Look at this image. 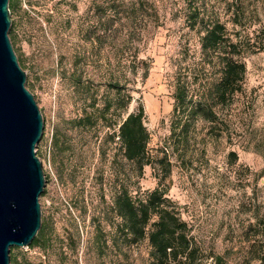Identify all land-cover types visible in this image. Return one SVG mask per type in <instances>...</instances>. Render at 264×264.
I'll list each match as a JSON object with an SVG mask.
<instances>
[{
    "label": "rangeland",
    "instance_id": "1",
    "mask_svg": "<svg viewBox=\"0 0 264 264\" xmlns=\"http://www.w3.org/2000/svg\"><path fill=\"white\" fill-rule=\"evenodd\" d=\"M209 14L231 21L230 4L207 0ZM253 41L264 42V0H242ZM10 38L26 72L27 87L45 121L37 147L46 176L40 198L47 223L44 249L18 248L19 264H153L149 241L116 246L110 185L97 180L105 133H72L68 123L93 112L107 98L108 84L126 74L134 96L127 114L143 105L157 160L134 187L136 193L166 190L181 207L198 264H261L264 255V51L246 58L244 92L220 106L216 123L200 121L188 143L172 141L179 53L200 55L201 36L186 22L189 0H14ZM151 61L142 79V62ZM134 68L138 73H134ZM82 78L99 98L77 93L73 76ZM124 75L122 76V78ZM212 127L214 130L211 131ZM219 134V135H218ZM73 136L74 150L60 154L56 136ZM167 157L168 168L160 160ZM82 166V167H80ZM105 184L106 199L102 185ZM108 184V185H106ZM140 188V189H139Z\"/></svg>",
    "mask_w": 264,
    "mask_h": 264
},
{
    "label": "trees",
    "instance_id": "2",
    "mask_svg": "<svg viewBox=\"0 0 264 264\" xmlns=\"http://www.w3.org/2000/svg\"><path fill=\"white\" fill-rule=\"evenodd\" d=\"M239 1V4H230L229 12L233 14L231 22L244 31L232 35L225 22L209 14L207 0H189L186 22L201 36V51L191 65L185 64L190 62L188 49L182 50L177 59L173 76L172 141L179 139V143H188V135L195 124L200 121L216 123L219 120L217 109L231 104L237 94L244 92L248 72L246 58L264 51V42L252 40L251 25L247 21L248 8L242 0ZM14 6V0H10V10ZM141 66L145 81L149 78L152 62L143 61ZM133 71L138 73L136 68ZM122 76L108 84L103 107L94 100L90 106L93 112L68 123L72 133L89 131L95 132L96 137L105 133L99 154L102 160L112 158V162L99 168L97 180L110 185L112 211L117 219L113 222L114 243L116 246H133L148 240L153 264H198L201 252L193 241L189 224L182 218L181 207L161 188L143 194L134 189L143 178L145 169L152 167L157 160L150 152L152 137L146 125L144 106L140 105L136 112L123 117L134 96L126 82H122V79L127 81L126 74ZM73 83L82 97L99 98L81 77L73 76ZM73 138L56 136L54 141L60 154L74 150ZM160 163L168 168L166 177L169 176L171 163L167 157ZM102 191L103 199H106L105 184ZM47 230V223L43 221L30 248H45ZM17 249L11 250L12 264H19ZM258 260L264 264V255L261 254Z\"/></svg>",
    "mask_w": 264,
    "mask_h": 264
},
{
    "label": "water",
    "instance_id": "3",
    "mask_svg": "<svg viewBox=\"0 0 264 264\" xmlns=\"http://www.w3.org/2000/svg\"><path fill=\"white\" fill-rule=\"evenodd\" d=\"M10 0H0V264L30 247L43 226L46 176L37 147L45 121L13 47Z\"/></svg>",
    "mask_w": 264,
    "mask_h": 264
}]
</instances>
